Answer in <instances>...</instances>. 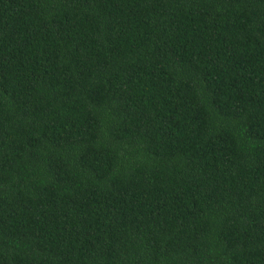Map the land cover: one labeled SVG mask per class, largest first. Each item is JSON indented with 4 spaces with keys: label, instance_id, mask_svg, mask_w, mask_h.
Wrapping results in <instances>:
<instances>
[{
    "label": "trees",
    "instance_id": "1",
    "mask_svg": "<svg viewBox=\"0 0 264 264\" xmlns=\"http://www.w3.org/2000/svg\"><path fill=\"white\" fill-rule=\"evenodd\" d=\"M0 264H264V0H0Z\"/></svg>",
    "mask_w": 264,
    "mask_h": 264
}]
</instances>
